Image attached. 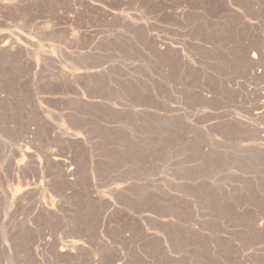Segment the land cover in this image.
<instances>
[{"label": "rangeland", "instance_id": "374dc122", "mask_svg": "<svg viewBox=\"0 0 264 264\" xmlns=\"http://www.w3.org/2000/svg\"><path fill=\"white\" fill-rule=\"evenodd\" d=\"M0 264H264V0H0Z\"/></svg>", "mask_w": 264, "mask_h": 264}, {"label": "bare ground", "instance_id": "6f19581e", "mask_svg": "<svg viewBox=\"0 0 264 264\" xmlns=\"http://www.w3.org/2000/svg\"><path fill=\"white\" fill-rule=\"evenodd\" d=\"M5 46V45H4Z\"/></svg>", "mask_w": 264, "mask_h": 264}]
</instances>
